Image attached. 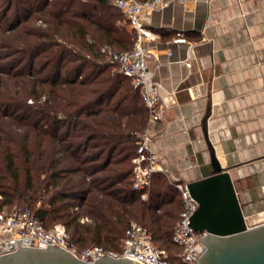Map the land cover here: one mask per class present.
<instances>
[{
	"label": "trees",
	"instance_id": "obj_1",
	"mask_svg": "<svg viewBox=\"0 0 264 264\" xmlns=\"http://www.w3.org/2000/svg\"><path fill=\"white\" fill-rule=\"evenodd\" d=\"M0 12V58L15 79H0V209L25 204L47 228L62 222L80 248L121 250L134 219L183 264L176 184L156 172L147 198L134 188L149 111L107 59L134 44L125 14L112 0H0Z\"/></svg>",
	"mask_w": 264,
	"mask_h": 264
},
{
	"label": "crops",
	"instance_id": "obj_2",
	"mask_svg": "<svg viewBox=\"0 0 264 264\" xmlns=\"http://www.w3.org/2000/svg\"><path fill=\"white\" fill-rule=\"evenodd\" d=\"M148 23L164 108L149 125L158 172L182 200L178 184L212 174L215 160L247 220L264 215V0H186Z\"/></svg>",
	"mask_w": 264,
	"mask_h": 264
},
{
	"label": "built area",
	"instance_id": "obj_3",
	"mask_svg": "<svg viewBox=\"0 0 264 264\" xmlns=\"http://www.w3.org/2000/svg\"><path fill=\"white\" fill-rule=\"evenodd\" d=\"M186 0H113V3L125 14L128 27L134 32V44L125 51H108L107 58L116 63L119 71L130 77L142 95L149 111V123L140 133L137 154L132 158L134 165V188L140 190L143 199L148 197L152 180L158 172V156L151 148L153 137L149 125L162 118L164 108L161 104L160 86L154 79L159 65L158 56L152 51L151 43L158 34L148 21L154 10L172 3H184ZM175 41H186L178 37ZM171 54V52H169ZM183 200L180 219L173 233L174 241L182 247L180 258L183 264H198L200 256L196 254L200 238L207 234L191 226V217L198 208V202L191 196L186 184H178ZM78 206L75 207L77 209ZM82 222L90 221L88 215L80 217ZM23 246L44 247L50 244L70 251L75 257L96 262L103 256L116 259H132L141 264H169L167 251L157 246L151 232L144 225L132 221L125 232L121 250L107 249L102 245L80 248L72 243L66 224L57 222L47 228L29 208L0 209V255L18 249L16 239H21Z\"/></svg>",
	"mask_w": 264,
	"mask_h": 264
},
{
	"label": "water",
	"instance_id": "obj_4",
	"mask_svg": "<svg viewBox=\"0 0 264 264\" xmlns=\"http://www.w3.org/2000/svg\"><path fill=\"white\" fill-rule=\"evenodd\" d=\"M213 173L186 183L198 208L191 217V226L207 234L200 239L196 254L203 264L209 249L208 238L223 240L221 264H264V223L250 226L230 173L213 160ZM18 249L0 255V264H141L132 259L108 256L96 262L75 257L70 251L50 244L46 248L23 246L16 239Z\"/></svg>",
	"mask_w": 264,
	"mask_h": 264
},
{
	"label": "rangeland",
	"instance_id": "obj_5",
	"mask_svg": "<svg viewBox=\"0 0 264 264\" xmlns=\"http://www.w3.org/2000/svg\"><path fill=\"white\" fill-rule=\"evenodd\" d=\"M112 2H113V0H112ZM4 4V3H3ZM3 4H1V5H3ZM0 17L1 18H4L3 17V15L1 14V12H0ZM125 23H126V21H125ZM27 24V23H26ZM32 24V21H30V23H29V25H31ZM37 24H40L39 22L37 23ZM36 24V25H37ZM3 26H4V21H3ZM2 37V33H0V38ZM1 52H5L4 51V49H2V50H0V56H2V54H1ZM108 59V58H107ZM9 59H5V58H0V79L2 78L3 79V81H5V79H6V82H9V84H11V85H13V81L15 80L14 78H10L8 75H7V73L5 72V70H7V69H9V68H11V64L9 63V61H8ZM115 69H117V68H115ZM5 84V83H4ZM4 84H1V85H3L2 86V88H5V85ZM32 100V99H31ZM30 100V101H31ZM37 204L38 203H36V206H37ZM10 207V206H9ZM26 206H25V204H18V203H15V204H13L12 206H11V208H13V209H22V208H25ZM30 209V208H29ZM133 221H136V222H138L137 220H134L133 219ZM262 223H264V215H254V216H251V217H249L248 218V224L250 225V226H254V225H258V224H262ZM122 240H123V238H122ZM122 240H121V243H122ZM157 243V242H156ZM158 244V243H157ZM172 250V251H179L180 250V248H179V246L178 245H176V244H174V245H172L170 248H169V250Z\"/></svg>",
	"mask_w": 264,
	"mask_h": 264
},
{
	"label": "flooded vegetation",
	"instance_id": "obj_6",
	"mask_svg": "<svg viewBox=\"0 0 264 264\" xmlns=\"http://www.w3.org/2000/svg\"><path fill=\"white\" fill-rule=\"evenodd\" d=\"M209 249L203 264H221V259L224 253L223 240H218L213 237L208 238Z\"/></svg>",
	"mask_w": 264,
	"mask_h": 264
}]
</instances>
